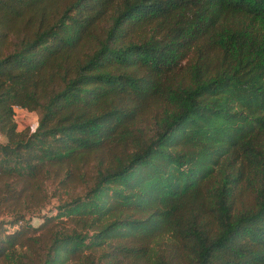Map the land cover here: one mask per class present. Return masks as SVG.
I'll return each mask as SVG.
<instances>
[{"label": "trees", "instance_id": "1", "mask_svg": "<svg viewBox=\"0 0 264 264\" xmlns=\"http://www.w3.org/2000/svg\"><path fill=\"white\" fill-rule=\"evenodd\" d=\"M0 135V264H264V0H0Z\"/></svg>", "mask_w": 264, "mask_h": 264}, {"label": "rangeland", "instance_id": "2", "mask_svg": "<svg viewBox=\"0 0 264 264\" xmlns=\"http://www.w3.org/2000/svg\"><path fill=\"white\" fill-rule=\"evenodd\" d=\"M17 120L20 124V126L22 127L24 124H30L33 127L36 126L37 123V115H35L34 113H25V112H17ZM0 140L1 141H5V137L0 135ZM55 203L54 199H52L51 204L48 205L45 209L48 210L50 209L53 204ZM44 212V211H43ZM28 218V216H27ZM31 221L33 222V224H37L39 219L37 216H34Z\"/></svg>", "mask_w": 264, "mask_h": 264}]
</instances>
